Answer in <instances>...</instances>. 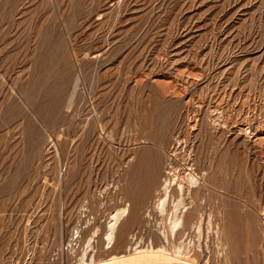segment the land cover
Instances as JSON below:
<instances>
[{"label":"rangeland","instance_id":"obj_1","mask_svg":"<svg viewBox=\"0 0 264 264\" xmlns=\"http://www.w3.org/2000/svg\"><path fill=\"white\" fill-rule=\"evenodd\" d=\"M165 166L204 175L196 264H264V0H0V264H75L96 228V259L159 244Z\"/></svg>","mask_w":264,"mask_h":264},{"label":"bare ground","instance_id":"obj_2","mask_svg":"<svg viewBox=\"0 0 264 264\" xmlns=\"http://www.w3.org/2000/svg\"><path fill=\"white\" fill-rule=\"evenodd\" d=\"M167 165L171 164L168 163ZM166 166L160 184L154 190L151 200L150 210L154 212V216L149 209L146 210V217L148 216L150 221L152 218L154 219L152 226L157 227L161 242L155 245L151 241L143 242L140 239L131 245L128 252L115 253L106 256L107 258L104 259H96L93 253L94 237L97 234L96 228L85 238L75 264H196L188 255V246H185L182 241H176L175 236L184 225L185 215L191 211L187 198H190L191 192L206 185L204 175H198L190 168L185 177H181L171 168L168 167L167 169ZM127 213V205L117 206L108 213L101 235L102 246L105 250L112 247L117 228ZM190 226L194 229L195 236L199 237L203 229L207 234L213 230L214 234L218 236L219 230L217 231L213 227L210 212L205 217L203 213L198 212L195 221ZM74 233L77 235V231ZM224 243L220 244L221 247L219 246L217 254L223 253V246L226 245Z\"/></svg>","mask_w":264,"mask_h":264}]
</instances>
